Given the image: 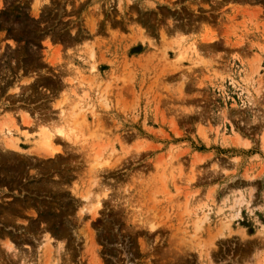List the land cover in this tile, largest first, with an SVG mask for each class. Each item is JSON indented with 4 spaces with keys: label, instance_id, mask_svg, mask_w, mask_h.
<instances>
[{
    "label": "rangeland",
    "instance_id": "1",
    "mask_svg": "<svg viewBox=\"0 0 264 264\" xmlns=\"http://www.w3.org/2000/svg\"><path fill=\"white\" fill-rule=\"evenodd\" d=\"M39 112L65 154L26 151ZM3 125L0 264H264V0H0Z\"/></svg>",
    "mask_w": 264,
    "mask_h": 264
},
{
    "label": "bare ground",
    "instance_id": "2",
    "mask_svg": "<svg viewBox=\"0 0 264 264\" xmlns=\"http://www.w3.org/2000/svg\"><path fill=\"white\" fill-rule=\"evenodd\" d=\"M223 3V2H222ZM229 24V23H228ZM186 25V24H185ZM187 26V25H186ZM227 26V25H226ZM170 28V27H169ZM171 28H175V26L174 27H171ZM189 28V26H187L186 28H184V29H182V28H180V27H178V25H177V29H173V30H171V31H180V32H178V34L177 35H179V34H183V31L184 30H187ZM190 29H192V28H190ZM194 29V28H193ZM207 31V30H206ZM229 32V31H228ZM194 36V35H193ZM193 36H187L188 38H186V39H192V37ZM185 37V36H184ZM218 37V36H217ZM216 36H214L213 34H207V32L206 33H204V34H202V35H198L197 36V38H193L192 40L193 41H190V43H189V41H186L185 42V47H186V51H188V55L189 56H192V57H194V59H196V60H199L200 62H202V63H205V64H209L210 63V60H213V59H211L210 58V60H208V59H204V57L202 56V55H199V52H198V49H197V47H199V48H201L202 50H201V52H203V53H206V54H210V55H213V54H211L210 52L211 51H213V47H215V46H217V44H218V42H220V40L221 39H219V38H217ZM223 38V37H222ZM203 39H206L207 41H205V40H203ZM182 40H184L183 38H182ZM225 40V43L227 44H231V41H229V38H224L223 39V41ZM176 41H178V40H174L173 41V45H175V43H177L178 44V42H176ZM222 44V43H221ZM173 48H175V47H173ZM176 51V50H175ZM174 51V52H175ZM189 51H190V54H189ZM216 51V50H215ZM181 54L182 55H184V53L183 52H181ZM203 58H201V57ZM186 57V56H185ZM257 58V57H256ZM255 62V64L253 65V66H248V68H247V66L246 65H244V68H241V69H237V68H234V67H229L228 69H229V71H231V72H239L240 74H241V72L243 73V74H241V76L244 78V81L245 82H247V83H250V84H252V85H256V86H259V85H261L260 83H261V78H260V75H259V67H260V65H259V59L257 60L256 59V61H254ZM245 63V62H244ZM237 66V65H236ZM212 67V66H211ZM216 68V67H215ZM215 68H213L212 67V69H215ZM238 70V71H237ZM213 71V70H212ZM215 71H218V69L216 68V70ZM214 71V72H215ZM225 72V71H224ZM213 76V75H212ZM228 76V78L230 79V81H231V79H233V77H230L229 75H227ZM224 77V76H223ZM201 80V79H200ZM233 82L235 81L234 79L232 80ZM27 116L25 115H21V118H19V120H18V122H27L28 123V117L26 118ZM33 117V116H32ZM37 124V123H36ZM3 128L4 129H7V131L5 132L4 131V133H3V135H1L0 136V150L3 152V153H5V154H8V155H10V154H12L13 152H18V151H20L21 149H22V147H20V141H22V137L21 136H19V134H13V132L11 131V128L10 127H8V126H4L3 125ZM0 129H2V127L0 128ZM47 129L48 128H46V126L43 124V125H39V130L37 131V135H33V138L30 136V137H28V138H26L27 140H28V143H30L31 145H29V147H30V149L28 150H26L27 152H31V149L32 148H37V149H33V151L35 152V153H37L38 155H48V156H50V158H56L57 156H59L60 154H61V152L63 151V149L61 150L60 148H58V145L56 144V143H54L53 141L55 140V137L54 136H57V134H51V133H49L48 131H47ZM56 131H57V133L60 135V134H64L63 133V131L61 130V129H59V128H56ZM24 132V131H23ZM28 133V132H27ZM67 135H65V137H66ZM60 137H61V135H60ZM64 138V137H63ZM36 145H38V146H36ZM40 148H42V149H44L45 151H43L42 149H40ZM62 148V147H61ZM40 150H41V152H40ZM32 151V152H33ZM95 153V152H94ZM62 154H65L64 152H62ZM97 156V155H96ZM4 174V173H3ZM94 175V174H93ZM94 178V177H93ZM92 182H93V180H92ZM91 182V183H92ZM96 182V181H95ZM54 187H56V185L54 186ZM69 187V186H68ZM103 189V188H102ZM72 190V189H71ZM99 191V190H98ZM104 192V191H103ZM103 192H102V194H103ZM105 193V192H104ZM80 194V197H81V201H82V198H84V202L82 203L83 204V209L85 208V210L86 211H90L89 213H90V215H91V217H92V215L94 214L95 215V213H97L96 212V209L99 207V206H101V198H99V197H101L100 195H99V193H96L94 196H91L90 195V190L89 189H86V190H84L82 193H79ZM101 194V195H102ZM91 198V199H90ZM103 198H104V195H103ZM90 199V201H87V200H89ZM87 202H86V201ZM90 202H91V204H90ZM22 203V202H21ZM19 203H17V205H18ZM30 204V203H29ZM21 205V204H20ZM20 205H18V206H20ZM15 206V205H14ZM103 206V205H102ZM21 207V206H20ZM24 207H25V205H24ZM9 209V208H8ZM21 209V208H20ZM99 209V208H98ZM3 210V209H2ZM7 210V209H6ZM79 210V209H78ZM5 211V210H4ZM13 211V210H12ZM98 211V210H97ZM9 212H10V210H9ZM9 212H8V210H7V213L9 214ZM79 212H81L82 213V211L80 210ZM80 213V214H81ZM29 230H31V226L29 227ZM47 229H45V231H46ZM48 231V230H47ZM64 232H66V229L64 230V229H60L59 230V233L58 234H63ZM47 234H48V232H46ZM45 233V237L43 238V239H45V245H43V247H47V248H45L42 252H41V256L44 258V257H50V246L48 247V245L47 244H49V242H48V238H49V236H47V234ZM67 233V232H66ZM57 234V235H58ZM66 235V234H65ZM52 235H50V237H51ZM43 237V236H42ZM2 241V240H1ZM4 242L1 244V245H3V244H5V248L7 249V250H11L12 248L14 249L15 248V246L14 245H12V238L10 237L9 238V236H7V234H6V236H4V240H3ZM50 241V240H49ZM43 242V241H42ZM59 245H60V242H59ZM13 246V247H12ZM58 246V245H57ZM53 248V247H52ZM41 249V248H40ZM13 251V250H12ZM56 253H58V251L56 250ZM37 254V253H36ZM53 254V253H52ZM37 257V256H36ZM39 257V256H38ZM53 257H54V255H53ZM97 258V257H96ZM45 260V259H44ZM46 262H47V260H45ZM44 261V262H45ZM70 261V260H69ZM98 261V260H97ZM50 262V261H49ZM66 263H68V262H66ZM98 263H100V261L98 262ZM47 264H48V262H47ZM53 264V263H52ZM97 264V263H96ZM101 264V263H100ZM174 264V263H173Z\"/></svg>",
    "mask_w": 264,
    "mask_h": 264
},
{
    "label": "crops",
    "instance_id": "3",
    "mask_svg": "<svg viewBox=\"0 0 264 264\" xmlns=\"http://www.w3.org/2000/svg\"><path fill=\"white\" fill-rule=\"evenodd\" d=\"M16 78H19V81L20 82H22V81H24L25 82V79L24 78H26V77H24V76H22L21 75V73H19L18 72V74L16 75ZM13 81H11V83H12ZM39 117V118H38ZM34 118H35V124H34V127H35V129H36V131H38V127H39V125H43V124H47L46 122H48L50 119H48V113L46 112V113H42V114H40V112L38 113V116L37 115H35L34 116ZM37 123V124H36ZM24 129V128H23ZM26 130V129H25ZM28 132H29V130H28ZM30 155H32V154H30Z\"/></svg>",
    "mask_w": 264,
    "mask_h": 264
}]
</instances>
